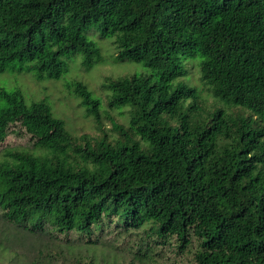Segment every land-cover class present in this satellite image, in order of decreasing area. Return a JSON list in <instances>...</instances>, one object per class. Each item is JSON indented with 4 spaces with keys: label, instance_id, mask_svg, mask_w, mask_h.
Segmentation results:
<instances>
[{
    "label": "trees",
    "instance_id": "trees-1",
    "mask_svg": "<svg viewBox=\"0 0 264 264\" xmlns=\"http://www.w3.org/2000/svg\"><path fill=\"white\" fill-rule=\"evenodd\" d=\"M86 32L147 71L103 78L108 108L127 109L112 141L72 136L18 81L60 82L70 55L100 63ZM188 59L210 109L179 80ZM7 73L0 146L29 143L0 150L8 264H264V0H0ZM65 86L100 127L102 99Z\"/></svg>",
    "mask_w": 264,
    "mask_h": 264
},
{
    "label": "rangeland",
    "instance_id": "rangeland-1",
    "mask_svg": "<svg viewBox=\"0 0 264 264\" xmlns=\"http://www.w3.org/2000/svg\"><path fill=\"white\" fill-rule=\"evenodd\" d=\"M91 30H87V32ZM86 37L93 41L97 48L102 49L100 56V63H93L92 67L87 69L81 62L82 57L80 55H70L63 60L67 72L61 77L60 82H44L36 83L30 77L18 78L21 80V86L29 89V92L39 93V96H47L54 108V113L61 117L67 125V128L72 136L79 138L81 136L88 137L90 140H98L103 136L107 140H114L119 138L117 132H114L111 128V122L119 125H126L125 118L127 117V109H123L121 115L117 110L108 108L106 92L101 88L104 77L116 78L118 76L134 75L146 73V68L142 64L128 63L122 67L114 65V53L115 50L110 46V38H106L103 41L99 40L97 35L93 34ZM108 45V46H107ZM76 57V58H75ZM97 61V57L95 58ZM199 59H188L183 63V69L186 71V75L183 76L180 82L186 83L191 87H194L199 92L201 98V106L205 109H210L214 105V100L207 93L206 88L199 81L198 71ZM7 77L0 79V84L5 86H13L17 83L14 74L7 73ZM80 80L86 84L88 89L92 92V95L102 99L101 112H100V124L97 126L91 116H88L85 109L80 106L77 99L67 90L65 83H70L72 80ZM15 87V86H14ZM100 128V129H99ZM105 134V135H104ZM79 143L83 141L78 139ZM28 137L24 134H11L9 135L3 144L0 146V150L4 148H24L28 146ZM124 262L127 260L124 258ZM0 264H8L6 258H0Z\"/></svg>",
    "mask_w": 264,
    "mask_h": 264
}]
</instances>
